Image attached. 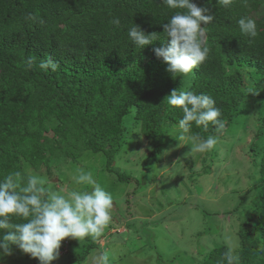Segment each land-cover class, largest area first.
<instances>
[{"label": "trees", "instance_id": "obj_1", "mask_svg": "<svg viewBox=\"0 0 264 264\" xmlns=\"http://www.w3.org/2000/svg\"><path fill=\"white\" fill-rule=\"evenodd\" d=\"M193 2L215 16L206 26L208 59L174 77L154 53L170 43L162 24L176 11L161 0H0V179L18 171L26 182L27 167L51 175L56 160L79 162L84 154L100 153L104 172L129 182L114 164L123 138L135 129L133 138L150 144V165L167 135L177 140L181 134L183 112L166 98L173 90L207 94L221 109L222 130L209 124L205 131L193 122L191 134L202 138L235 128L251 102L264 115V15H257L264 0H233L228 7L217 0ZM245 15L256 20L255 38L239 31L237 21ZM133 23L159 38L143 49L135 46L128 38ZM49 57L59 65L55 72L39 67ZM263 135L259 130L256 138ZM258 156V178L244 194L255 202L243 207L244 198L236 205L245 213L239 264H264V149ZM96 247L98 240L65 238L59 253L66 250L64 264H80ZM227 250L214 246L193 264H226ZM13 251L30 257L15 245Z\"/></svg>", "mask_w": 264, "mask_h": 264}, {"label": "rangeland", "instance_id": "obj_2", "mask_svg": "<svg viewBox=\"0 0 264 264\" xmlns=\"http://www.w3.org/2000/svg\"><path fill=\"white\" fill-rule=\"evenodd\" d=\"M257 15H264V5ZM249 108L246 119H238L235 128L220 134L211 151L192 152L191 141L168 134L161 155L150 165V144L141 136L133 138L137 135L133 129L123 138L114 162L130 177L127 183L104 172L100 153L84 154L79 162L56 160L51 175L34 173L30 167L25 171L48 177L58 190L72 186L66 169L82 167L113 195L112 221L97 239L98 247L80 264H99L103 252L109 253L110 264H193L212 247L228 248L229 243L238 255L242 209L255 202L244 194L258 178L255 166L264 149V135L256 138L259 130L264 133L260 125L264 115L252 102ZM239 200L243 207L236 208ZM62 255L51 264H64ZM0 264H39V260L13 251L0 256Z\"/></svg>", "mask_w": 264, "mask_h": 264}, {"label": "clouds", "instance_id": "obj_3", "mask_svg": "<svg viewBox=\"0 0 264 264\" xmlns=\"http://www.w3.org/2000/svg\"><path fill=\"white\" fill-rule=\"evenodd\" d=\"M232 2L217 0L225 7ZM161 3L176 11L167 23L162 24L170 43L167 47L155 48L154 53L167 64V71L174 77L178 74L187 76L208 59L210 49L206 26L215 16L208 7H200L193 0H161ZM110 23L120 26L119 18H113ZM237 24L242 35L258 36L256 20L251 16H242ZM128 38L143 49L159 37L156 33L147 34L133 23L128 29ZM58 66L50 57L39 64L41 69L53 72ZM166 98L169 106L178 107L183 112L177 123L181 133L179 140L191 141L192 152L204 153L214 149L218 137L202 138L191 134V129L193 122L197 127L203 126L205 131L209 124L220 130L225 127L216 101L207 94H196L192 90H173ZM65 171L72 184L67 189L57 190L53 188L52 180L36 174L28 175L25 182L18 171L0 179V256L10 255L15 245L38 259L39 264H51L58 259L65 238L81 242L86 238L97 240L103 235L113 218V195L97 182L91 171L82 167ZM4 230H7L6 234ZM226 240L231 241L232 237L227 235ZM224 257L226 264H239L240 258L231 243ZM99 264H110L108 252L99 256Z\"/></svg>", "mask_w": 264, "mask_h": 264}, {"label": "built area", "instance_id": "obj_4", "mask_svg": "<svg viewBox=\"0 0 264 264\" xmlns=\"http://www.w3.org/2000/svg\"><path fill=\"white\" fill-rule=\"evenodd\" d=\"M64 252H66V250L64 249L63 251H61V253L63 254Z\"/></svg>", "mask_w": 264, "mask_h": 264}]
</instances>
